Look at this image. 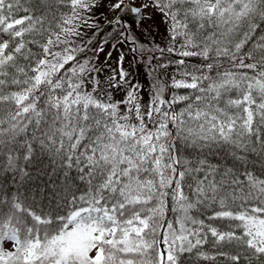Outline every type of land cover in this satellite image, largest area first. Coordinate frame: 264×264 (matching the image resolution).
Segmentation results:
<instances>
[{
	"label": "snow or ice",
	"instance_id": "6c2138e0",
	"mask_svg": "<svg viewBox=\"0 0 264 264\" xmlns=\"http://www.w3.org/2000/svg\"><path fill=\"white\" fill-rule=\"evenodd\" d=\"M95 6L0 0V107L7 106L0 172L12 171L22 183L31 180L35 160L49 165L45 187L0 190V264H183L185 254L214 260L200 251L207 232L213 246H235L217 253L230 264H264V172L250 166L253 156L264 160V35L253 38L264 31V0H152L140 7L114 0L115 24L125 30L124 15L142 19L153 7L170 25L171 40L183 37L178 55L213 54L252 73L225 71L201 86L207 75L185 72L190 79L173 77L172 87L204 95L165 100L158 82L146 110L139 85L113 99L112 89L130 83L123 54L118 74L103 81L102 68L77 58L83 48L76 39L95 26ZM249 41L251 50L241 53ZM233 90L239 97L225 100ZM185 101L179 112L173 108ZM217 205L210 219L237 222L227 231L205 230L195 215Z\"/></svg>",
	"mask_w": 264,
	"mask_h": 264
},
{
	"label": "trees",
	"instance_id": "16d2710c",
	"mask_svg": "<svg viewBox=\"0 0 264 264\" xmlns=\"http://www.w3.org/2000/svg\"><path fill=\"white\" fill-rule=\"evenodd\" d=\"M30 2H33V0H30ZM94 2L96 6L90 13V24H94L95 26L84 27L82 29L83 34L76 39L77 45L83 48V51L78 54L77 58L81 62L85 59H90L96 67L101 68V62L97 58V50L99 49V46L103 43L112 44V46L120 44V42L122 43L123 39H126V37L128 40H131L132 42H130L133 43L131 55H133V57L128 58V61H126L129 62L130 66V69H127V80L130 82L129 89L132 84L139 85L140 91L138 95L143 110L147 109L149 101L155 91L154 85H157L158 82L160 85H163L162 96L165 100L171 99L174 95H187L190 97L204 95L193 89L172 87L173 77L177 80L190 79V77L184 75L185 72L195 75H207L210 79L204 80L201 86L207 85L212 80L219 79L218 74H222L225 71H231L237 73V75L245 72L249 75L252 74L249 69L233 67L227 58H217L213 54H210L212 55V58L208 60L204 59L202 56L182 57L178 55L179 50H181V45L184 43L183 37H178L177 40L173 42L169 32L170 25L165 22L163 15L153 7L147 8L149 11L144 12V16L139 22L132 23L127 21L130 28L125 30L123 26L115 24V18L118 16V12L117 10L112 11L110 8V4L113 3L114 0H94ZM133 2L135 4L140 3L139 0H133ZM151 2L152 0H141L140 6L145 3L151 4ZM62 11L66 12L67 9H62ZM144 11H146V9H144ZM17 15L22 16L24 13L20 12ZM207 31L211 32L212 29L209 28ZM88 32L90 33L89 36L91 38L90 43L86 38V33ZM260 35H264V31L258 29L253 38L258 40ZM90 44L94 45L91 49H89ZM252 46V41H249V43L241 50V53L250 51ZM170 47H174L176 51L168 52L167 49ZM33 48L34 51L38 50L35 46H33ZM133 48H135L136 51H133ZM161 49H164V51L161 52ZM149 56L153 58L149 60ZM179 60H184L185 63L182 65L177 64L176 61ZM247 62L251 61H246V63ZM209 63L213 64L211 70L206 67ZM161 65L167 66L161 67ZM101 74L103 81L104 70ZM98 78L100 79V73L98 74ZM88 87L90 89V85ZM127 91L123 89L115 90L113 99L116 101L123 100ZM240 94L241 90H233L232 92L227 93L224 99L226 100L228 97L237 98ZM186 104L187 101L177 103L173 105V108L179 112L184 109ZM124 107L125 106L123 105L121 106L122 110ZM6 110L7 106L0 107V116H5ZM233 111L238 110L233 109ZM149 127H153V124L149 123ZM169 128L172 131H175V128L172 125H169ZM181 148H183V145H181ZM184 155H187V153L185 152ZM209 159L215 162L219 157L209 156ZM3 163H6V161L0 156V167L3 166ZM20 163L21 166H23L24 162L21 161ZM253 164L256 166L257 173L264 172V160H258L257 157L253 156L250 161V166ZM48 168L49 165L46 158L35 160L28 168L31 180L25 178L22 183H15L13 181L14 176L17 181L20 180V177L16 173L12 171L0 172V190L11 195L15 193L18 188L21 192H28L29 190H34L37 186L45 187L48 177L45 176L43 172L48 170ZM45 191L47 192L48 189L45 188ZM44 202L46 203V201ZM167 203L169 208H171L172 202L170 198ZM217 210H219L218 205L215 207L209 206L207 208H201L195 212L196 217L204 221L205 230L210 226L216 227L221 231H227L231 224L237 223L228 220L210 219L209 217H211L214 211ZM167 218L174 220L175 214L168 211ZM213 241L214 238L211 236V233L207 232V242L202 246L200 251L205 252L209 257L215 256L216 258L214 260L199 258L194 254H185L183 264H230V262L226 261L224 257L217 255V253L218 251L234 252L235 246L223 243L213 246ZM241 264H248V260H242ZM252 264H262V262L254 260Z\"/></svg>",
	"mask_w": 264,
	"mask_h": 264
},
{
	"label": "rangeland",
	"instance_id": "374dc122",
	"mask_svg": "<svg viewBox=\"0 0 264 264\" xmlns=\"http://www.w3.org/2000/svg\"><path fill=\"white\" fill-rule=\"evenodd\" d=\"M140 3H141V0H139ZM140 3H137L138 6H140ZM119 10H117L118 12ZM149 9H146V11L144 12H148ZM151 19V18H149ZM135 27V26H133ZM89 32L86 33V38L90 41V36H89ZM125 40V39H123ZM87 41V40H86ZM131 40H128L127 42H120V44L117 46H112L108 43H103L101 46H99V49L102 48V51H97V58L99 59V61L101 62L100 65H101V68H103L104 70V80H106L110 75L113 74V70H116L117 74H118V71H119V66H118V61H119V58L121 56V54H123L124 56V60H123V68L125 70V72H127L128 74V70L127 69H130L129 67V62H126L128 61V58H132L133 55H131L132 53V46H133V43L130 42ZM92 47H94V45L90 44L89 45V49H91ZM111 47V48H110ZM115 50V54L113 55V51ZM111 52V57L109 58L108 56V53ZM107 56V57H106ZM103 61V63H102ZM128 77V75H127ZM126 77V79H127ZM117 78H118V75H117ZM100 80H102V74L100 73ZM123 90H128L129 89V85L127 87H124L122 88ZM122 89H119V90H122ZM115 90L117 89H112V95L114 94ZM6 247H9V245H5Z\"/></svg>",
	"mask_w": 264,
	"mask_h": 264
},
{
	"label": "water",
	"instance_id": "95a60500",
	"mask_svg": "<svg viewBox=\"0 0 264 264\" xmlns=\"http://www.w3.org/2000/svg\"><path fill=\"white\" fill-rule=\"evenodd\" d=\"M132 6H133V7H136V6H134L133 4H132ZM119 14H120V12H119ZM124 18H127V19H129L130 21H133V22L138 21V20L140 19L139 17H135V16H133V15H131V14L124 15V16H123V19H124Z\"/></svg>",
	"mask_w": 264,
	"mask_h": 264
}]
</instances>
